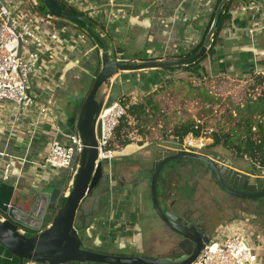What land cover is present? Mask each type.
Here are the masks:
<instances>
[{"label":"crops","instance_id":"0c3cea01","mask_svg":"<svg viewBox=\"0 0 264 264\" xmlns=\"http://www.w3.org/2000/svg\"><path fill=\"white\" fill-rule=\"evenodd\" d=\"M8 1L15 13L30 16L33 13L26 0ZM59 1L85 13L103 27L108 34L107 45L114 60L186 57L185 55L195 50L201 41L203 44L209 30L208 24L218 2V0ZM35 8L43 16L48 15L40 10L38 0ZM230 11L231 21L223 23L212 49L200 63L205 81L215 87L226 81L235 80L241 81L244 85L251 81V75H264V28L254 31L247 29L264 25V0H233ZM41 25L48 31L61 29L62 51L68 53L69 59L61 61L48 55L41 58L40 74L31 76V92L36 107L47 104L56 112L57 126L68 133L77 132L75 126L79 117V107L101 67L100 54L103 48H99L87 34L83 41L80 39V35L84 33L82 28L58 18L43 20ZM178 55L182 56L177 57ZM165 77V70L160 69L121 72L112 83L125 86L128 89V94L125 95L135 100L141 93L158 87ZM104 89L105 87L102 88L101 94ZM208 91L211 93V89ZM34 113L35 110L17 115L12 103L2 104L0 149H7L14 155H23L25 145L30 139L31 123L37 115ZM53 125L45 123L36 130L30 153V160L33 162H41L46 155L54 136ZM115 154L116 173L109 176L108 169L105 168L104 177L84 203L83 212L76 223L81 224L79 226L83 230L86 228L92 249L99 247L104 250L128 251L124 254L155 252L164 243L161 236L156 235V224L164 222L154 211L150 181L142 174H136L134 167L130 168L119 161L124 159L120 157L121 153ZM8 162L15 168H20L19 161L0 158V180L6 175L4 169ZM73 178L74 176L67 171H54L29 163L20 170L16 189L30 195L53 185V188L60 187L62 196H66ZM62 179L66 180L60 186ZM194 212L200 215L199 211ZM207 214L202 213V216L206 217ZM222 214L224 213L215 210L212 215ZM251 215L239 217L241 218L239 220L243 229L250 236H255L254 242L260 247L261 264H264V228L260 225L257 215ZM229 224L231 223L228 221L223 224L221 222L215 236L222 235ZM162 229L164 230L163 227Z\"/></svg>","mask_w":264,"mask_h":264},{"label":"water","instance_id":"95a60500","mask_svg":"<svg viewBox=\"0 0 264 264\" xmlns=\"http://www.w3.org/2000/svg\"><path fill=\"white\" fill-rule=\"evenodd\" d=\"M40 1L51 16L81 21L89 31L94 32L86 16L66 13L59 0ZM228 1H220L202 46L189 57L114 60L105 39L98 34L103 46L100 54L101 67L80 108L76 128L84 148L79 155L71 188L65 196L66 201L59 207L61 188L41 190L30 195L17 190L20 171L11 164L4 178L0 180V264H191L211 238H203L205 216L194 211L182 213L184 209L177 208L176 211L165 201L171 194L163 197L166 182L163 167L172 161H203L217 182L229 193L246 199L264 197V177L234 169L227 158L218 156L217 161L220 163H215L201 153L163 150L156 153L157 163L162 162L149 181L154 211L177 237L171 246L153 256L96 251L83 247L80 234L82 228L76 224L83 212L84 203L105 175V164L98 160L97 146L101 136L99 114L106 101H116L128 92L125 86L112 83L113 79L121 72L166 70L168 67L185 66L199 60L213 43L219 17ZM261 28L264 25L247 29L254 31ZM104 85L110 86L107 97L105 93L101 94ZM21 229L25 231L24 234L20 232ZM27 231L32 232V235L27 234Z\"/></svg>","mask_w":264,"mask_h":264},{"label":"built area","instance_id":"2783aa9c","mask_svg":"<svg viewBox=\"0 0 264 264\" xmlns=\"http://www.w3.org/2000/svg\"><path fill=\"white\" fill-rule=\"evenodd\" d=\"M30 15H22L12 11L8 0H0V108L4 102H10L16 109V114L35 110L37 114L30 129V139L25 145L22 156L9 153L7 149H0V158L19 161V171L26 164L32 163L54 171H67L72 176L84 144L77 132H65L55 124L56 112L47 104L36 107L35 98L31 92V76L40 74L41 58L51 56L61 61H67L69 55L62 51L61 29L46 30L41 22L54 19L48 14L43 16L35 5L36 0H28ZM86 33L80 35L83 41ZM20 48V52H19ZM110 86H106L103 93L107 97ZM126 109L120 102L106 101L98 117L101 122V136L98 138V160L105 164L109 176L113 174L115 151L111 147L115 130ZM45 123L54 124V136L50 141L46 155L41 162L30 160L31 143L37 129ZM14 126H12L13 128ZM207 138L197 137L193 133L186 135L181 151L199 153L207 146ZM10 162L4 169L7 173ZM258 177H264V165H256ZM21 233H25L23 229ZM260 247L243 229L240 220L226 226L222 235L215 236L205 244L198 257L191 264H261ZM26 264H39L28 262Z\"/></svg>","mask_w":264,"mask_h":264},{"label":"rangeland","instance_id":"374dc122","mask_svg":"<svg viewBox=\"0 0 264 264\" xmlns=\"http://www.w3.org/2000/svg\"><path fill=\"white\" fill-rule=\"evenodd\" d=\"M26 2L28 4V0H26ZM87 41L91 44L89 39H87ZM165 74L166 77L158 87H155L146 93H141V95H138L137 97V102H142L144 96L153 94L152 99L155 102V107L152 109L149 108L147 123L141 128L143 131L140 133L138 128L132 126L128 135L131 143L125 148L120 146V143L116 140L112 142L113 150L121 153L120 157L124 158L119 161L124 162L131 168L134 167L136 173L139 170V174H142L149 179L151 176L149 169L150 162L154 159L157 151H180L181 149L179 142L171 133L174 126L190 119H194L200 124H203V131L205 132L204 137H209L206 139L207 142H209L206 149H211L223 155L232 162V167L257 176L259 170L251 161L248 159L237 158L230 150L225 148L221 142L214 144V134L218 132L221 123L223 124V113L230 111L235 114L238 111L235 108L242 104L244 105L247 99L250 98L252 94L254 95L251 90H248L250 81L244 85L238 80L226 81L215 87V85L207 84L204 75L198 76L197 74L186 72L182 69H175L171 72L165 71ZM168 79L171 81H168ZM104 87H106V85H104ZM209 89H211V93L208 91ZM215 93H220V95H216ZM99 95L100 93H98V96ZM225 129H228V125L225 126ZM121 148L124 150L122 151ZM133 158L134 160H132ZM201 179L205 181L204 183L206 184L204 185H206L207 189L202 187L197 189L195 197L188 198L192 200L189 203L191 205L184 202L177 206L178 209L182 210L187 208L197 210L201 214L214 209L209 207V205H203L205 202H208L207 197L209 193L211 194V198L215 196L218 200L223 201V197L225 196L218 187L215 186L210 179H207L204 176H202ZM64 180L66 179L61 180L59 183L60 186ZM52 186L48 187L47 190H52ZM163 193L164 197L167 196L165 187H163ZM165 201L168 202V198ZM256 202L257 203H255L254 200H243L242 206L244 209L256 207L252 214L257 215L260 225L264 228V199ZM249 214H251V211L248 212V215ZM246 215L247 214H243L240 217ZM239 219L241 218L235 216L228 222L234 223ZM156 225V235L161 236L164 244L161 248L157 249L155 253L166 250L174 243L175 238H177L165 226V223L162 224L158 222ZM80 234L83 242H85L84 245L92 249V244L88 238L89 234H87L86 228L81 231ZM250 238L252 241L256 240L254 235H251ZM96 251L111 254H124L128 252H121L117 249L104 250L103 248L96 249Z\"/></svg>","mask_w":264,"mask_h":264},{"label":"trees","instance_id":"16d2710c","mask_svg":"<svg viewBox=\"0 0 264 264\" xmlns=\"http://www.w3.org/2000/svg\"><path fill=\"white\" fill-rule=\"evenodd\" d=\"M221 0H218L217 6ZM233 0H229L227 4L224 6V12L220 15L218 23H217V31L213 37L212 46L207 50V52L193 64L185 65V66H174L168 67L165 71L171 72L175 69H182L186 72H192L197 74L198 76H202L203 72L200 68V63L205 59L209 51L212 49L219 30L221 29L223 23L225 21H231L232 14L230 11L231 3ZM40 5V10L46 14H49L47 7L38 0ZM63 10L68 14L74 15H84L88 18L90 25L93 27L94 32H91L87 29L86 25L81 21H68L62 18H58V20H62L68 23H71L79 28H82L84 31L97 45L99 48H103L102 43L98 37L102 35L105 39L106 43H108V34L104 31L103 27L88 17L85 13L76 10L75 8L68 6V4L59 1ZM215 11L213 12L210 22L208 24L207 29H209L210 24L213 20ZM200 45L193 51L186 54V57L193 55L200 48ZM182 55H178L177 57H181ZM143 60H147L144 58ZM170 78V77H169ZM250 85L249 89L252 94L250 98L247 99L246 103L242 106H237L235 109L238 111L233 114L232 112H224L223 113V124L219 126L218 132L214 134V144L222 143V145L230 150L237 158L240 159H248L252 162V164L256 165H264V75L263 74H253L250 76ZM168 81H171L168 79ZM91 89V88H90ZM89 89V91H90ZM88 91V93H89ZM87 93V95H88ZM153 94H148L142 98V102H137L138 100H131L128 96L124 95L120 97V102L126 109V114L121 119L119 125L117 126L114 134V138L112 142L116 140L120 143V146L126 147L131 143L128 138L130 128L132 126L138 128L141 133L143 130L141 129L147 123V118L149 116V108L152 109L155 107V102L152 99ZM79 107V112H80ZM228 125V129H225V126ZM230 125V126H229ZM76 129V126H75ZM174 138L182 143L185 139L186 135L189 133H193L197 137H201L204 135L203 124L195 121L194 119H190L186 122H182L176 126H174L171 131ZM111 142V147H112ZM257 167V166H256ZM66 201V197L62 196L59 202V207L63 206ZM79 220V218H78ZM77 220V222H79ZM50 221L47 223L48 226ZM78 226L81 225L76 223ZM83 231V228H82Z\"/></svg>","mask_w":264,"mask_h":264},{"label":"flooded vegetation","instance_id":"af4514ba","mask_svg":"<svg viewBox=\"0 0 264 264\" xmlns=\"http://www.w3.org/2000/svg\"><path fill=\"white\" fill-rule=\"evenodd\" d=\"M208 144H209V142H207V145ZM182 152H184V151H182ZM199 153L210 158L215 163H220L219 161H217L218 156L224 157L223 155H221V154H219V153H217L211 149H206V148H204V150L199 152ZM160 162H162V161H160ZM160 162L157 163L156 154H155L154 159L151 160V162H150V168L149 169H150L151 176L154 173V171L158 168V166L160 165ZM116 168H117V165L114 164V167H113V173L114 174L116 173L115 172ZM164 170H166V171H164ZM138 171L136 174H139ZM163 172H164L165 177H166V182L164 184V187L166 189L167 195L169 193L171 194V196L167 197L168 198V205L172 206V209H176V211H178L177 206H179L180 204H182L184 202L189 204L192 201L191 199H188V198H191V197L194 198L197 189H199L201 187L207 189L206 185H204V184H206V183H204L205 181L203 179H201L202 176L206 177L207 179H210L213 182V184H215V186H217L218 189L225 196V197H223V201L222 200L220 201L215 196H213L211 198V194L209 193L208 197H207L208 202H205L203 204L204 206L209 205V207L214 208V209L208 210V212H206L208 214L206 215V218L204 219V223H203V231H204L203 238L204 239L214 238L216 235L217 227H218V225H220L221 222L223 224V222L230 221L235 216L240 217L243 214H247L246 216H249L252 214V212L254 213V209L256 207H252L250 209L249 208L244 209V207L242 206L243 200H254L255 203H257L256 201H260V200L264 199V197H261L258 199H249V198L246 199V198H242L240 196L229 193L217 182L214 174L212 173V171L210 169H208V166L206 165V163H204L203 161H200V160H176V161H172L163 167ZM189 205H191V204H189ZM215 210L221 211L224 214H222L220 216H216V215L213 216L212 214ZM192 211H194V210L186 208V209H184V211H181V212L184 213V212H192ZM250 211H251V214L248 215V212H250ZM208 215H210V216H208ZM253 215L254 214H252L251 216H253ZM248 220H250V218H248ZM233 221H235V220H233ZM165 226L170 230V228L166 224H165ZM26 233L32 235V232H30V231H27ZM84 244H85V242H83L84 248L90 249V247L85 246ZM94 248L100 249L99 247H94ZM96 249H94V250H96ZM155 254L156 253L154 251L147 253V255H152V256Z\"/></svg>","mask_w":264,"mask_h":264}]
</instances>
